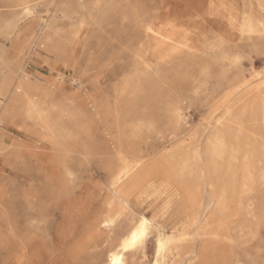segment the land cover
<instances>
[{"label": "rangeland", "instance_id": "obj_1", "mask_svg": "<svg viewBox=\"0 0 264 264\" xmlns=\"http://www.w3.org/2000/svg\"><path fill=\"white\" fill-rule=\"evenodd\" d=\"M251 73L264 78V0H0V233H16L0 237V264L31 240L41 259L26 264H100L122 231L151 217L113 193L119 143L131 159L183 172L201 226L216 200L196 246L215 238L230 264H264V121H249L245 91L230 90ZM27 82L49 83L36 98L44 120L25 106L4 118L5 99ZM186 218L164 213L160 227L170 234ZM154 246L152 234L136 264L152 263ZM193 255L179 264H199Z\"/></svg>", "mask_w": 264, "mask_h": 264}, {"label": "bare ground", "instance_id": "obj_2", "mask_svg": "<svg viewBox=\"0 0 264 264\" xmlns=\"http://www.w3.org/2000/svg\"><path fill=\"white\" fill-rule=\"evenodd\" d=\"M26 4H29L28 1ZM25 8L29 11L31 5H27ZM224 10L227 15L229 14L231 22H234L233 17L231 18L234 7L226 6ZM28 33L29 29L25 30L24 36ZM40 34L47 42L51 43L52 49L58 50L61 39L57 31L49 27L47 23H44ZM254 77L255 74L251 73L249 77L243 76L235 80L231 84L230 90L231 92L245 91V94L242 93L244 95L242 98H248L244 113L249 114V121H264V78L256 83L254 82ZM40 80L44 82L41 78ZM254 83L256 84L254 85ZM49 92H52L49 89V83H46L45 86L35 82L25 83L22 94L14 93L5 99L7 102L3 112L4 118H9L10 115L16 114L21 106H25L29 113H35L44 120L41 111L42 103L36 98ZM2 134L0 132V146L3 145ZM190 151V153H193V160H204L205 150L202 149L201 144L194 145ZM117 154L120 160V167L111 180L113 193L117 196L132 198L145 211H151L152 215L149 217L145 212L142 213L140 218L133 222L128 230L122 231L118 244L108 251L107 257L100 264L139 263V255L152 234L155 235L156 242V247L154 246L156 249L155 258L152 263L147 264H179L182 258L189 253H193V256L200 260L199 264H230L228 260L230 250L221 245L217 239L202 238L201 244L195 245L196 237L198 238L206 229L205 227L211 226L214 221L213 210L216 206L214 198H211L208 206L210 215L206 216L205 225L201 226V216L198 215V212H194L195 206H197V199L192 194L194 185L190 184L187 187L183 185L184 182L181 179L182 171L177 172L170 165H167L168 167L164 166L159 159L151 165L144 164L142 159H131L124 153L121 143L117 146ZM183 155L184 169L191 172L193 163L190 162L189 151H185ZM172 161L170 159L169 163L171 164ZM185 191L190 194L183 196L186 193ZM164 213H168L170 216L181 215L187 218L184 224L175 227L170 234H167L160 227L161 221H159ZM191 229H194V233L196 232L195 237L190 233ZM0 237L1 240H4V243L9 240L8 238L10 240L15 239L16 233L13 225H9L6 234L0 233ZM39 250V246L32 240L31 242L23 243L18 251L13 254L10 264H26L27 261L32 262V258L35 259V257H37L38 261V259H41L38 254ZM140 264L146 263L141 262Z\"/></svg>", "mask_w": 264, "mask_h": 264}]
</instances>
